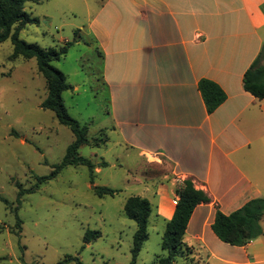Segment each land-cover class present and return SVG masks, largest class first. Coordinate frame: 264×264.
<instances>
[{
    "label": "crops",
    "instance_id": "1",
    "mask_svg": "<svg viewBox=\"0 0 264 264\" xmlns=\"http://www.w3.org/2000/svg\"><path fill=\"white\" fill-rule=\"evenodd\" d=\"M90 30L111 128L116 142L144 161L135 182L162 232L177 184L189 178L211 199L194 208L185 230L192 258L264 264V214L261 236L244 246L211 229L217 209L229 214L264 197V100L243 88L244 72L264 46V0H96ZM202 78L226 95L211 113L198 88ZM148 164H156L155 173Z\"/></svg>",
    "mask_w": 264,
    "mask_h": 264
},
{
    "label": "rangeland",
    "instance_id": "2",
    "mask_svg": "<svg viewBox=\"0 0 264 264\" xmlns=\"http://www.w3.org/2000/svg\"><path fill=\"white\" fill-rule=\"evenodd\" d=\"M94 3L29 0L24 9L37 22L19 32L21 39L44 48L73 42L52 64L71 85L62 92L68 113L87 126L89 139L107 136L106 147L78 149L99 168L94 169L92 184L85 165H67L37 183L38 176L48 175L62 161L74 136L51 110L41 107L47 82L36 59L12 57L9 38L0 43V264H76L63 261L65 257H78L83 264H131L136 223L125 215L123 206L127 197L141 194V184L135 180L142 179L144 170L138 169L144 161L136 150L116 142L117 133L111 128L108 93L99 72L102 61L90 30ZM102 161L107 165L99 166ZM146 166L155 173L156 164ZM19 185L34 191L18 198ZM92 185L119 191L99 196ZM154 213L152 207L148 238L135 264H157L166 256L161 247L162 222L154 220ZM87 229L99 230L101 236L82 247ZM192 257L183 250L171 264H201Z\"/></svg>",
    "mask_w": 264,
    "mask_h": 264
},
{
    "label": "trees",
    "instance_id": "3",
    "mask_svg": "<svg viewBox=\"0 0 264 264\" xmlns=\"http://www.w3.org/2000/svg\"><path fill=\"white\" fill-rule=\"evenodd\" d=\"M27 1L29 0H0V43L9 38L13 45L12 57L22 56L27 59H36L37 69L47 82V95L42 101L41 107L51 110L57 121L68 127L74 136V140L68 146L62 161L54 165L53 170L48 175L38 176L37 183L54 177L67 165H85L90 172V183L92 184L95 164L89 158L80 155L78 149L81 145H105L107 136L105 134L103 137L89 139L87 126L82 125L72 117L64 104L62 92L70 89L71 85L67 83L65 74L57 69L52 62L60 60L73 42L66 41L59 48H44L19 37L20 30L26 24L37 22V19L31 17L24 9ZM263 54L264 46L243 75V88L260 100H264V64L261 63ZM198 88L208 113L213 112L226 98L222 88L210 79H200ZM98 165L104 166L107 165V162L102 161ZM94 190L99 196L114 195L119 191L108 186L98 185L94 186ZM31 191H34V188L27 189L19 185L18 198ZM176 193L178 199L172 218L166 222L161 236V247L167 253L165 257L158 260L157 264H171L178 255L183 254V250L190 252L184 243L188 221L198 204L211 200L204 190L195 188L189 178H185L177 184ZM123 210L125 215L136 223L131 247V264H135L142 245L148 238V219L152 207L147 198L132 195L126 198ZM263 214L264 197L253 198L229 214L217 209L211 229L221 241L230 245L244 246L262 234L260 221ZM20 223V220L17 219V226H20ZM100 236L99 230L87 229L82 237V247ZM67 260H75L76 264H83L78 257H65L63 259V261Z\"/></svg>",
    "mask_w": 264,
    "mask_h": 264
},
{
    "label": "water",
    "instance_id": "4",
    "mask_svg": "<svg viewBox=\"0 0 264 264\" xmlns=\"http://www.w3.org/2000/svg\"><path fill=\"white\" fill-rule=\"evenodd\" d=\"M92 186H94V185H92Z\"/></svg>",
    "mask_w": 264,
    "mask_h": 264
}]
</instances>
